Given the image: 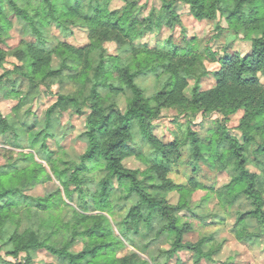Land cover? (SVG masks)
Wrapping results in <instances>:
<instances>
[{
    "label": "trees",
    "instance_id": "trees-1",
    "mask_svg": "<svg viewBox=\"0 0 264 264\" xmlns=\"http://www.w3.org/2000/svg\"><path fill=\"white\" fill-rule=\"evenodd\" d=\"M113 1L0 0V69L5 70L0 75V100L16 102L10 114L0 111V137L10 147L0 164V264H36L43 250L55 261L42 264H121L116 253L123 243L110 219L81 211L84 186L94 171L100 172L91 194L96 210L112 217L119 204L123 210L128 208L126 227L120 233L127 240L141 234L145 225L151 227L156 218L154 239L166 238L171 245L160 252V257L167 258L164 264L185 248L199 259L215 254L204 251L206 239L183 243L194 230L192 220L215 219L216 224H225L228 217L235 218L231 232L238 240L264 238V176L246 169L249 152L254 163L264 168V0H162V8L151 9L145 17L135 1L125 0L122 9H111ZM178 2L190 6L198 20L224 18L229 30L237 36L243 33L252 43V51L234 53L228 45L219 55L185 33L180 42L170 37L155 47L143 44L147 34L183 27L175 9ZM11 12L27 23L39 41L20 49L24 67L6 70L9 54L1 45L8 36ZM52 26L69 36L82 28L89 43L84 47L50 44L47 35ZM224 29L217 26L220 32ZM108 43L118 46L116 54L108 53ZM53 54L62 58L58 69L51 67ZM207 63L220 67L212 72ZM210 75L215 87L203 90L202 81ZM148 79H153L152 87L146 85ZM57 81L75 88L53 94ZM191 83L188 98L184 92ZM43 87L57 100L39 117L33 106ZM120 97L126 100L125 110L118 103ZM71 109L77 113L89 109L90 114L83 135L87 151L68 175L59 171L53 156L64 137L62 117ZM165 109L192 118L202 114L207 119L215 113L222 118L208 136L202 137L189 124L173 141L164 143L155 134L154 122ZM240 111L242 141L227 127ZM11 147L22 152L15 155ZM37 158L51 166L62 190L44 197L28 194V189L52 182ZM129 158L142 162L145 169L128 168ZM182 164L190 174L182 173L185 180L176 181L172 175L181 174L177 168ZM204 166L226 172L231 182L222 188L206 185ZM198 190L207 191V196L195 204L192 197ZM172 195L178 196L176 204L170 200ZM214 196L221 210H228L225 215L208 208ZM185 211L189 214L182 215ZM78 241L84 242V249L74 253L71 248Z\"/></svg>",
    "mask_w": 264,
    "mask_h": 264
},
{
    "label": "rangeland",
    "instance_id": "rangeland-1",
    "mask_svg": "<svg viewBox=\"0 0 264 264\" xmlns=\"http://www.w3.org/2000/svg\"><path fill=\"white\" fill-rule=\"evenodd\" d=\"M130 1H135L139 7H143V17L147 16L151 12V9L156 8L160 10L163 6L162 0ZM125 6V0H114L112 2L111 9H122ZM175 9L182 16L183 27H176L173 30L165 27L154 34H147L141 40L143 44H148L151 47H155L165 43L170 37H173L175 41L180 42L183 38L182 34L185 33L188 39L196 38L197 40L203 41L205 45L210 46L219 55L224 52V48H226L228 45L230 47L229 51L234 53L240 52L241 54L246 55L252 51V43L245 39L243 33L237 36L232 30H229L224 18L219 16L216 21L198 20L192 14L191 7L181 2H178L175 5ZM7 19L10 22V29L8 36H6L5 44L1 45V48L9 54L5 64V69L13 70L14 66L24 67L25 61L22 60L23 54L20 49L23 48L25 44L38 42L39 38L29 27H27V23L15 16L14 13H8ZM219 24L225 28L221 32L217 30V26ZM47 36L49 38L50 44L66 43L76 47H84L89 43L88 34L86 30L82 28L74 29V35L69 36L56 26H52V30ZM105 47L109 54H116L118 51V46L113 43H108ZM51 57V67L54 69L60 68L62 65V58L55 54H53ZM219 67L220 66L218 64L207 63V68L209 71L213 72L219 69ZM3 73H5V70L0 69V75ZM261 83L264 85V77H261ZM215 84L216 81L210 75L203 79L202 88L203 90H210L215 87ZM146 85L152 87L153 79H148ZM193 85L194 84L191 83V85L184 92L188 98H191L192 96V90L194 87ZM74 88V85H64L57 81V84H54L52 91L53 94H56L59 91L63 92V90L72 91ZM56 100L57 96L48 94L47 90L43 87L41 96L36 100L33 106V111L40 117ZM118 103L122 110L126 109V100L124 97L118 98ZM15 104L16 102L12 100H0V111L4 115H8ZM89 114V109H85L82 113H77L75 109H71L62 117L61 121L64 137L61 147L58 149L53 158L54 160L58 159V161H55V165L58 166L59 171H67L68 175L72 174L71 167L76 164H80L81 157L87 151V142L83 135L87 131V119ZM243 116V112L240 111L231 118V121H229L227 125L231 134L235 135L241 141L243 140V132L239 128ZM221 118L222 117L216 113L207 117V119H205L202 114L192 118L191 116L179 115L176 109H165L162 111L161 117L154 122L156 127L155 134L164 143H170L175 139L176 136L180 135L179 132L181 131L182 127L190 124L194 131L199 133L202 137H205L209 135V130L216 125V120ZM4 139L5 138L0 137L1 165L5 162V158L3 156L6 155V150L10 148L5 146ZM12 150L14 151L13 153H15V155L22 152V149L19 150L12 148ZM37 161H41L45 165L46 169L52 176V182L38 184L31 189H28V194L34 197H44L55 193L58 189L62 190L58 179L51 171V166L48 163L42 161L41 158H37ZM125 163L130 169H145L144 164L135 158H129ZM177 169L181 171V174L172 175V178H174L176 181L185 180V178L182 176V173L190 174V169H188L185 164L180 165ZM246 169L257 174L258 176H264L263 166H257L254 163V155L250 152ZM99 175V171H94L91 175H89L91 177L90 183L89 185L84 186V190L86 192L85 198L82 200L83 207H80L82 209L81 211L87 215L103 214L110 219L115 234L121 237V241L123 243L122 247L116 253V258L121 262V264L125 262L129 263V261L133 263L138 260L140 262L144 261L146 264H164L167 258L166 256L160 257V252L165 249H169L171 245L167 243L166 238H161L158 241L154 239L153 231L154 228L157 227V225H155L157 224L156 218L153 219L152 223H150L152 225L151 227L148 228L145 225L141 234H132L131 239L127 240L123 239L120 233L126 227L125 219L127 217L128 208L123 210L121 209L122 204H119L118 208L114 212V216L112 217L108 212L96 210L91 194L97 189ZM202 176H204L202 177V180L206 183V185L215 186L216 188H222L224 185L231 182V178L226 172H220L217 170L214 171L207 166L202 168ZM62 194L64 196L63 191ZM206 196L207 191L198 190L194 193L192 199L195 204H198ZM170 200L173 204H176L178 201V196L172 195ZM79 205L74 206L79 207ZM238 205L239 204H237V206ZM237 206L234 207V212L239 209ZM208 208L211 209L213 213H220L222 215H225V213L228 212V210H221L219 200L216 198V196L210 200L208 203ZM145 212L146 215H148L149 211L147 208L145 209ZM64 214L62 216H64ZM181 214L188 215L189 213L185 211ZM227 219L228 220L225 224H216L214 222L215 219H206L204 222L192 220L194 230L188 233L184 238L183 243L185 245L196 244L199 241L206 239L207 243L204 246V251L207 253L213 251L215 252L211 259H199L198 255L193 250H188L185 248L178 251L177 256L173 258L169 264H264V238L259 242H246L238 240L231 232V229L235 225L236 219L229 217ZM83 249L84 242L82 241H78L76 245L71 248L72 252L74 253L82 252ZM2 254L7 261H12V263H15V260L12 257L7 256L5 252H2ZM19 261H21V259ZM54 261L55 259L47 251L43 250L38 254L36 264Z\"/></svg>",
    "mask_w": 264,
    "mask_h": 264
}]
</instances>
